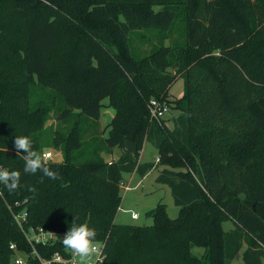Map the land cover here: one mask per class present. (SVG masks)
I'll use <instances>...</instances> for the list:
<instances>
[{
    "label": "trees",
    "instance_id": "1",
    "mask_svg": "<svg viewBox=\"0 0 264 264\" xmlns=\"http://www.w3.org/2000/svg\"><path fill=\"white\" fill-rule=\"evenodd\" d=\"M177 21L184 41L167 45ZM144 29L160 39L137 57L130 33ZM177 78L183 94L169 100ZM153 97L180 111L171 128L150 120ZM104 105L114 110L107 134L86 152L82 122ZM52 115L66 133L50 137ZM16 136L41 154L59 148L63 160L46 163L60 179L25 174ZM146 142L178 214L159 202L145 212L151 224L117 223L122 174L156 166L138 162ZM115 147L108 164L100 152ZM1 166L21 179L15 192L0 184V264H15L12 242L32 252L9 206L45 229L87 224L103 242L101 264H232L239 252L243 264H264V0H0ZM62 249L37 245L44 257Z\"/></svg>",
    "mask_w": 264,
    "mask_h": 264
},
{
    "label": "rangeland",
    "instance_id": "2",
    "mask_svg": "<svg viewBox=\"0 0 264 264\" xmlns=\"http://www.w3.org/2000/svg\"><path fill=\"white\" fill-rule=\"evenodd\" d=\"M182 24L180 21H177L173 30L169 33V38L171 44L183 43L184 36H183V29ZM139 33V34H138ZM141 33L144 35L141 36ZM130 47L133 54L137 57L147 55L154 47L157 46L159 42L160 35L154 29L142 30L141 32H133L130 33ZM184 91V82L182 78H177L173 84L168 89V98L175 99L179 98ZM47 91L39 90L37 91V97L39 99L45 98L47 95ZM104 103L107 104V100H104ZM111 107L108 105L102 106L100 109V117L98 121H93L90 119H85L82 122V131L84 132L83 138V147L86 152L93 150L97 146H99V139L107 134V125L110 122L112 115H111ZM175 108L171 107L169 112L167 113L166 120L176 113L174 111ZM47 122V127H50L48 132L50 134L51 131H55L56 129L64 131L68 130V123L65 124H57L54 120V116ZM53 135L50 134V137ZM47 141L49 143L52 140L50 139ZM52 150L55 154V157L52 161H62L63 160V153L62 151L55 147L54 145L47 144L42 153L49 152ZM122 150L120 148H113L112 151L106 150L100 152V156L104 159L105 162L108 164H114V162L118 159L121 155ZM157 155L156 148L150 144L146 143L143 152L141 153L143 161H150L153 162L156 166L152 168L144 177H140L137 173H123L122 181L119 184V191L121 195V202L120 207L117 210L115 221L117 223H125V224H135V225H142L146 224L149 225L152 223V219L145 215V212L154 208L159 202L166 204L167 213L169 217L174 218L178 214V207H176L173 203V198L171 195L170 188L164 184L157 183L155 178L160 172L163 165L159 164V156L155 158ZM138 162H140V151ZM2 167V166H1ZM3 168V167H2ZM124 188H128L125 190ZM129 211L136 212L138 214V218L132 219L130 217ZM227 226H231L228 224ZM196 253L201 255L202 251L197 250ZM22 258H25V254H19ZM96 254L90 259L87 260H94ZM14 262V260H13ZM232 264H243L241 261V252H239L232 262Z\"/></svg>",
    "mask_w": 264,
    "mask_h": 264
},
{
    "label": "built area",
    "instance_id": "3",
    "mask_svg": "<svg viewBox=\"0 0 264 264\" xmlns=\"http://www.w3.org/2000/svg\"><path fill=\"white\" fill-rule=\"evenodd\" d=\"M149 110V118L151 121H155L161 124L165 116L169 112V105L166 99L163 98H150L147 103ZM42 155L46 158V161L53 160L55 154L52 150L49 152H43ZM127 190L128 188H124ZM1 193V191H0ZM16 206H20L17 202ZM11 209L15 223L25 236L27 243L31 246L32 252L21 251L17 244L12 242L10 248L14 251V263L15 264H31V257L37 259L40 264H101L103 261V242L95 241V246L98 248V253L94 260H85L79 256L72 254L69 250H66L63 246L62 251L54 252L50 257L42 256L37 250L38 244L50 245L54 243H62V238L67 231L59 229H45L42 226H35L29 223V213L25 209L16 211L13 206H9ZM132 219L138 218V214L133 211H129ZM63 245V244H62ZM25 254V258H22L19 254Z\"/></svg>",
    "mask_w": 264,
    "mask_h": 264
},
{
    "label": "clouds",
    "instance_id": "4",
    "mask_svg": "<svg viewBox=\"0 0 264 264\" xmlns=\"http://www.w3.org/2000/svg\"><path fill=\"white\" fill-rule=\"evenodd\" d=\"M13 147L17 155L22 154L23 172L25 174L35 175L39 172L42 177H47L50 180L60 179L59 174L47 165L46 158L33 149L32 141L28 136H16ZM20 179L21 173L19 171H10L7 168L0 167V184L4 185L9 192H15L19 189ZM29 191L35 192V189L30 188ZM95 238L96 231L87 224L76 225L73 223L64 234L62 244L72 254L87 260L93 254L98 253Z\"/></svg>",
    "mask_w": 264,
    "mask_h": 264
},
{
    "label": "crops",
    "instance_id": "5",
    "mask_svg": "<svg viewBox=\"0 0 264 264\" xmlns=\"http://www.w3.org/2000/svg\"><path fill=\"white\" fill-rule=\"evenodd\" d=\"M144 30H145V29H144ZM141 31H142V30H140V31H136V32H141ZM138 34H139V33H138ZM141 35H144V34L141 33ZM164 43L167 44V45H170V44H171L170 38H169V37L166 38V39L164 40ZM180 97H181V96H180ZM167 98H168V93H167ZM168 99H169V98H168ZM169 100H170V99H169ZM171 100H173V99H171ZM110 109H111V108H110ZM174 111H175L176 113H173V115H171L167 120L165 119L167 115H166L165 118H164V124H165L168 128H171V127L173 126V119H174L175 117H177V116L180 114V111H179L178 109H174ZM113 114H114V110L111 109V115L113 116ZM146 143H147V142H146ZM146 143H144L142 149L140 150V162H141V163H143V162H150V161H143V160H142V156H141V153L143 152ZM157 157H158V154L155 156V158H157Z\"/></svg>",
    "mask_w": 264,
    "mask_h": 264
},
{
    "label": "water",
    "instance_id": "6",
    "mask_svg": "<svg viewBox=\"0 0 264 264\" xmlns=\"http://www.w3.org/2000/svg\"><path fill=\"white\" fill-rule=\"evenodd\" d=\"M124 147L126 150L130 151L132 154H135L137 152L136 144L130 140H126L124 142Z\"/></svg>",
    "mask_w": 264,
    "mask_h": 264
}]
</instances>
